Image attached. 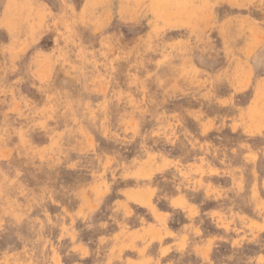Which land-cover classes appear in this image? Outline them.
Instances as JSON below:
<instances>
[{"label": "rangeland", "instance_id": "1", "mask_svg": "<svg viewBox=\"0 0 264 264\" xmlns=\"http://www.w3.org/2000/svg\"><path fill=\"white\" fill-rule=\"evenodd\" d=\"M263 78L264 0H0V264H264Z\"/></svg>", "mask_w": 264, "mask_h": 264}, {"label": "bare ground", "instance_id": "2", "mask_svg": "<svg viewBox=\"0 0 264 264\" xmlns=\"http://www.w3.org/2000/svg\"><path fill=\"white\" fill-rule=\"evenodd\" d=\"M228 50H229V48H228ZM252 64H253V63H252ZM231 67H232V66H231ZM165 68H166V66H165ZM168 69H169V68H168ZM171 70H172V69H171ZM175 70H176V69H175ZM175 70H174V71H175ZM250 70H251V69H250ZM223 71H224V70H223ZM163 72H164V70H163ZM212 72H213V71H212ZM185 73H186V72H185ZM222 73H223V72H222ZM176 74H177V73H176ZM189 74H190V73H189ZM167 75H168V74H167ZM184 75H185V74H184ZM184 75H182V76H184ZM203 75H204V74H203ZM219 75H220V74H219ZM171 76H172V75H171ZM173 76H174V75H173ZM198 76H199V75H198ZM221 76H222V75H221ZM174 77H175V76H174ZM174 77H173V78H174ZM176 77H178V75H176ZM203 77H204V76H203ZM154 78H155V77H154ZM178 78H179V77H178ZM213 78H214V77H213ZM263 79H264V78H263ZM172 80H173V79H172ZM198 80H199V78H198ZM200 80H201V79H200ZM207 80H208V79H207ZM161 81H162V80H161ZM216 81H218V79H217ZM253 81H254V80H253ZM155 82H156V81H155ZM171 82H172V81H171ZM189 82H190V81H189ZM196 82H197V80H196ZM200 82H201V81H200ZM244 82H245V80H244ZM173 83H174V82H173ZM173 83H172V84H173ZM201 83H202V82H201ZM201 83H200V84H201ZM210 83H211V82H210ZM90 84H91V83H90ZM129 84H130V83H129ZM169 84H170V83H169ZM180 84H181V83H180ZM207 84H209V83H207ZM219 84H220V83H219ZM178 85H179V83H178ZM221 85H222V84H221ZM164 86H166V85H164ZM173 86H174V85H173ZM179 86H180V85H179ZM207 86H209V85H207ZM196 87H197V85H196ZM221 87H222V86H221ZM171 88H172V85H171ZM194 88H195V87H194ZM253 88H254V87H253ZM86 89H87V88H86ZM185 89H186V88H185ZM185 89H184V90H185ZM188 89H189V88H188ZM89 90H90V89H89ZM89 90H88V91H89ZM175 90H176V88H175ZM221 90H222V89H221ZM225 90H226V89H225ZM225 90H224V91H225ZM231 90H232V89H231ZM254 90H256V89L254 88ZM207 92H208V91H207ZM247 93H248V92H247ZM161 94H162V93H161ZM161 94H160V96H162ZM247 95H248V94H247ZM251 95H252V94H251ZM165 96H166V95H165ZM165 96H164V97H165ZM208 96H209V95H208ZM142 97H143V96H142ZM164 97H163V98H164ZM261 97H263V96H261ZM143 98H144V97H143ZM187 98H188V97H187ZM246 98H247V97H246ZM133 100H134V99H133ZM162 100H163V99H162ZM168 100H169V99H168ZM193 100H194V99H193ZM173 101H174V100H173ZM188 101H189V100H188ZM227 101H228V100H227ZM253 101H254V100H253ZM263 101H264V100H263ZM263 101H262V102H263ZM159 102H160V101H159ZM180 102H181V101H180ZM132 103H133V102H132ZM181 103H182V102H181ZM193 103H194V102H193ZM253 103H254V102H253ZM74 104H75V103H74ZM82 104H83V103H82ZM244 104H245V103H244ZM88 105H89V104H88ZM184 105H185V104H184ZM187 105H188V104H187ZM261 105H262V103H261ZM70 106H71V105H70ZM80 106L82 107V105H80ZM192 106H193V105H192ZM250 106H253V104L250 105ZM262 106H263V105H262ZM157 107H158V106H157ZM176 107H177V105H176ZM253 107H254V106H253ZM92 108H93V107H92ZM180 108H181V107H180ZM41 109H42V108H41ZM85 109H86V108H85ZM246 109H247V108H246ZM263 109H264V108H263ZM80 110H81V109H80ZM186 110H187V109H186ZM252 110H253V109H252ZM256 110H257V109H256ZM73 111H74V110H73ZM89 111H90V110H89ZM89 111H87L86 113H88ZM91 111H92V110H91ZM154 111H155V110H154ZM167 111H168V110H167ZM167 111H166V112H167ZM182 111H184V110H182ZM189 111H190V110H189ZM246 111H247V110H246ZM257 111H258V110H257ZM75 112H76V111H75ZM230 112H231V111H230ZM252 112H254L253 115L256 114V115L258 116L257 112H255V111H252ZM81 113H82V112H81ZM92 113H93V111H92ZM245 113H246V112H245ZM90 114H91V113H90ZM98 114H99V113H98ZM153 114H154V112H153ZM78 115H80V114H78ZM78 115H77V116H78ZM83 115H84V114H83ZM117 115H118V114H117ZM243 115H244V114H243ZM89 116H90V115H89ZM118 116H119V115H118ZM132 116H133V115H132ZM152 116H153V115H152ZM175 116H176V115H175ZM186 116H187V115H186ZM94 117H95V116H94ZM94 117H93V118H94ZM177 117H178V116H177ZM258 117H259V116H258ZM78 118H79V117H78ZM245 118H246V117H245ZM247 118H248V115H247ZM253 118H254V117H253ZM260 118H262V117H260ZM263 118H264V117H263ZM79 120H80V119H79ZM89 120H90V119H89ZM89 120H88V121H89ZM183 120H184V119H183ZM230 120H231V119H230ZM257 120H258V119H257ZM81 121H82V120H81ZM92 121H93V119H92ZM156 121H157V120H156ZM158 121H159V120H158ZM190 121H191V120H190ZM241 121H242V120H241ZM254 121H255V119H254ZM83 122H84V121H83ZM108 122H109V121H108ZM182 122H183V121H182ZM188 122H189V121H188ZM228 122H229V121H228ZM245 122H246V121L244 120V123H245ZM257 122H258V121H256V123H257ZM263 122H264V121H263ZM254 123H255V122H254ZM87 124H88V123H87ZM89 124H90V123H89ZM187 124H189V123H187ZM235 124L237 125V123H235ZM246 124H247V123H246ZM90 125H91V124H90ZM232 125H233V124H232ZM241 125H242V124H241ZM251 125H252V124H251ZM262 125H263V124H262ZM75 126H76L75 123L72 124V122H71V127H70L69 134H71V132L75 130ZM194 126H195V125H194ZM195 127H196V126H195ZM195 127H194V128H195ZM79 128H80V127H79ZM241 128H242V127H241ZM196 129H197V128H196ZM234 129H235V128H234ZM248 129H249V128H248ZM251 129H252V128H251ZM257 129H259V128H257ZM79 130H80V129H79ZM112 130H113V129H112ZM134 130H135V129H134ZM136 130H137V128H136ZM224 130H225V129H224ZM225 131H226V130H225ZM80 132H81V131H80ZM250 133H251V132H250ZM250 133H249V135H250ZM252 133H253V131H252ZM62 134H63V133H62ZM83 134H84V133H83ZM201 135H202V134H201ZM233 135H234V134H233ZM55 136H57V135H55ZM252 136H253V135H252ZM87 137H88V136H87ZM94 137H95V136H94ZM98 137H99V136H98ZM112 137H113V136H112ZM174 137H175V136H174ZM118 138H119V137H118ZM250 138L252 139V137H250ZM260 138H261V137H260ZM28 139H29V138H28ZM28 139H27V140H28ZM86 139H87V138H86ZM88 139H89V138H88ZM200 139H201V138H200ZM217 139H218V138H217ZM221 139H222V138H221ZM224 139H225V138H224ZM24 140H25V138H24ZM181 140H182V139H181ZM262 140H263V139H262ZM262 140H261V141H262ZM87 141H88V140H87ZM103 141H104V140H103ZM24 142H25V141H24ZM57 142H58V141H57ZM258 142H259V141H258ZM93 143H94V142H93ZM18 144H20V143H18ZM21 145H22V144H21ZM167 145H168V144H167ZM42 147H44V146H41V149H42ZM48 147H50V146H48ZM48 147H45V148H48ZM62 147H63V146H62ZM142 147H143V146H142ZM145 147H146V146H145ZM257 147H258V146H257ZM26 148H27V147H26ZM143 148H144V147H143ZM177 148H178V147H177ZM185 148H186V147H185ZM20 149H21V148H20ZM53 149H54V148H53ZM175 150H176V149H175ZM35 151H37V150L35 149ZM168 151H169V150H168ZM178 151H179V150H178ZM237 151H238V150H237ZM245 151H246V149H245ZM7 153H8V151H7ZM16 153H30V152H29V151H25V152H24V151H16ZM33 153H34V152H33ZM118 153H119V152H118ZM155 153H156V152H155ZM168 153H169V152H168ZM172 153H173V152H172ZM239 153H240V152H239ZM156 154H157V153H156ZM170 154H171V153H170ZM63 155H64V154H63ZM108 155H109V154H108ZM146 155H147V154H146ZM247 155H248V154H247ZM156 156H157V155H156ZM248 156H249V155H248ZM252 156H253V155H252ZM254 156H255V155H254ZM142 157H143V156H142ZM230 157H231V156H230ZM71 158H72V157H71ZM157 158H158V156H157ZM110 160H111V159H110ZM110 160H109V161H110ZM252 160H253V159H252ZM137 162H138V161H137ZM156 162H157V161H156ZM109 163H110V162H109ZM165 163H166V162H165ZM207 164H208V163H207ZM154 166H156V165H154ZM131 167H132V166H131ZM138 167H139V166H138ZM151 167H152V166H151ZM199 167H200V166H199ZM129 168H130V167H128V169H129ZM139 168H140V167H139ZM208 168H209V167H208ZM212 168H213V167H212ZM262 168H263V166H262ZM52 169H53V168H52ZM199 169H200V168H199ZM204 169H205V168H204ZM209 169H210V168H209ZM209 169H208V170H209ZM129 170H131V169H129ZM140 170H141V169H140ZM178 170H179V169H178ZM195 170H196V168H195ZM200 170H202V169H200ZM53 171H54V170H53ZM57 171H58V170H57ZM138 171H139V170H138ZM138 171H137V172H138ZM202 171H203V170H202ZM137 172H136V173H137ZM139 172H140V171H139ZM215 172H216V171H215ZM260 172H261V171H260ZM53 173H54V172H53ZM124 174L127 176L126 173H124ZM134 174H135V171H134ZM150 174H151V173H150ZM184 174H185V173H184ZM52 175H53V174H52ZM135 175H136V174H135ZM148 175H149V174H148ZM148 175H147V176H148ZM6 176H7V175H6ZM97 176H98V175H97ZM63 177H64V176H63ZM68 177H69V176H68ZM212 177H214V176H212ZM6 178H7V177H6ZM142 178H143V177H142ZM149 178H150V176H149ZM153 178H154V177H153ZM218 179H219V178H218ZM262 179H263V178H262ZM198 181H199V180H198ZM216 181H217V180H216ZM21 182H22V181H21ZM199 182H200V181H199ZM221 182H222V181H221ZM17 183H19V182H17ZM22 183H23V182H22ZM259 183H260V182H259ZM261 183L263 184V182H261ZM104 184H105V183H104ZM87 185H88V184H87ZM106 185H107V184H106ZM209 185H210V183H209ZM104 186H105V185H104ZM146 186H147V185H146ZM245 186H246V185H245ZM3 187H4V186H3ZM211 187H212V185H211ZM211 187H210V188H211ZM261 187H262V186H261ZM37 188H38V187H37ZM93 188H94V187H93ZM144 188H146V187H144ZM147 188H149V187H147ZM35 189H36V188H35ZM60 189H62V188H60ZM105 189H107V188H105ZM129 189H130V188H129ZM129 189H128V190H129ZM159 189H160V188H159ZM136 190H137V189H136ZM211 190H212V189H211ZM35 191H36V190H35ZM105 191H106V190H105ZM252 191H253V190H252ZM96 192H97V191H96ZM101 192H102V195H103V191H102V190H101ZM205 192H206V188H205ZM253 192H254V191H253ZM218 193H219V192H218ZM222 193H223V192H222ZM100 195H101V194H100ZM102 195H101V196H102ZM218 195H219V194H218ZM117 196H118V195H117ZM152 196H153V195H152ZM99 197H100V196H99ZM121 197H122V196H121ZM149 198H150V197H149ZM154 198H155V197H154ZM156 198H157V197H156ZM156 198H155V199H156ZM160 198H162V197H160ZM175 198H176V197H175ZM86 199H87V198H86ZM183 199H184V198H183ZM183 199H182V200H183ZM150 200H151V199H150ZM193 200H194V199H193ZM193 200H192V201H193ZM196 200H197V199H196ZM1 201H2V200H1ZM174 201H175V200H174ZM5 202H6V201H5ZM86 202H87V201H86ZM90 202H91V201H90ZM122 202H123V201H122ZM154 202H155V201H154ZM135 203H136V202H135ZM146 203H147V202H146ZM146 203H145V204H146ZM28 204H29V203H28ZM31 204H32V203H31ZM88 204H89V203H88ZM149 204H150V203H149ZM152 204H153V203H152ZM24 205H25V204H24ZM178 205H179V204H178ZM180 205H182V202H181ZM33 206H34V205H33ZM89 206L92 207L93 205H92V206L89 205ZM149 206H150V205H149ZM24 207H25V206H24ZM28 207H29V206H28ZM86 207H87V206H86ZM93 207H94V206H93ZM151 207H152V205H151ZM26 209H27V208H26ZM28 209H29V208H28ZM88 209H89V208H88ZM138 209H139V208H138ZM153 209H154V208H153ZM85 210H86V209H85ZM29 211H30V210H29ZM85 212H86V211H85ZM24 213H26V212H24ZM129 213H130V212H129ZM79 214H80V213H79ZM79 214H78V215H79ZM2 215H3V214H2ZM157 215H158V214H157ZM160 215H161V213L159 214V216H160ZM165 215L167 216V214H165ZM83 216H84V215H83ZM85 216H86V215H85ZM161 216H162V215H161ZM16 217H17V216H16ZM162 219H163V218H162ZM164 219H165V218H164ZM250 222H252V221H250ZM254 222H256V221H254ZM11 223H12V222H11ZM124 223H125V222H124ZM256 223H257V222H256ZM231 224H232V223H231ZM250 224H251V223H250ZM263 224H264V222H263ZM263 224H261V225H263ZM62 225H63V224H62ZM149 225H150V224H149ZM162 226H163V225H162ZM164 226H165V225H164ZM254 226H255V225H254ZM24 227H25V226H24ZM151 227H152V226H151ZM20 228H21V226H20ZM22 228H23V227H22ZM22 228H21V229H22ZM140 228H141V226H140ZM207 228H208V227H207ZM64 229H65V227H64ZM143 229L145 230V228H143ZM14 230H15V229H14ZM122 230H123V229H122ZM131 231H132V230H131ZM141 231H142V230H141ZM22 232H23V231H22ZM28 232H29V231H28ZM54 232H55V231H54ZM112 232H113V231H112ZM199 232H200V231H199ZM17 233H18V232H17ZM25 233H26V231H25ZM157 234H158V233H157ZM22 235H24V234H22ZM31 235H32V234H31ZM155 235H156V233H155ZM160 235H162V233H161ZM166 235H167V233H166ZM168 235H169V234H168ZM14 236H15V235H14ZM149 236H150V235H149ZM163 236L165 237V235H163ZM184 236H185V235H184ZM12 237H13V236H12ZM30 237H31V236H30ZM100 237H101V236H100ZM100 237H99V238H100ZM104 237H105V236H104ZM157 237H158V236H157ZM14 238H15V237H14ZM26 238L28 239V237H26ZM126 238H127V237H126ZM129 238H131V237H129ZM129 238H128V239H129ZM162 238H163V237H162ZM184 238H186V237H184ZM246 238H247V237H246ZM135 239H136V237H135ZM138 239H139V238H138ZM138 239H137V240H138ZM149 239H150V238H149ZM154 239H155V238H154ZM139 240H140V239H139ZM157 240H158V239H157ZM180 240H182L181 237H180ZM241 240H242V239H241ZM17 241H18V240H17ZM87 241H88V240H87ZM104 241H105V240H104ZM154 241H155V240H154ZM167 241H168V240H167ZM125 242H126V239H125ZM125 242H124V244H125ZM128 242H129V241H128ZM138 242H139V241H138ZM240 242H241V241H240ZM119 243H120V242H119ZM121 243H122V242H121ZM139 243H140V242H139ZM179 243H180V242H179ZM131 244H132V243H131ZM160 244H161V243H160ZM162 244H163V243H162ZM172 244H173V242H172ZM221 244H222V243H221ZM97 246H98V244H97ZM121 246H122V245H121ZM126 246H127V244H126ZM128 246H129V245H128ZM166 246H167V245H166ZM168 246H170V245L168 244ZM168 246H167V247H168ZM183 246H185V243H184ZM250 246H251V245H250ZM257 246H258V245H257ZM35 247H36V246H35ZM81 247H82V246H81ZM140 247H141V246H140ZM163 247H164V246H163ZM167 247H166V248H167ZM253 247H254V246H253ZM122 248H123V247H122ZM132 248H133V247H132ZM136 248H137V247H136ZM218 248H219V247H218ZM218 248H216V249H218ZM86 249H87V247H86ZM112 249H114V248H112ZM160 249H161V248H160ZM219 249H220V248H219ZM34 250H35V249H34ZM81 250H84V248L81 249ZM143 250H144V249H143ZM155 250H156V249H155ZM155 250H154V251H155ZM19 251H20V250H19ZM19 251H18V252H19ZM144 251H145V250H144ZM80 252H81V251H80ZM83 252H84V251H83ZM111 252H112V251H111ZM152 252H153V251H152ZM131 253H132V252H131ZM245 253H246V252H245ZM153 254H154V253H153ZM224 254H225V253H224ZM112 255H113V254H112ZM241 255H242V254H241ZM54 256H55V255H54ZM4 257H6V256H4ZM9 257H10V256H9ZM9 257H8V258H9ZM41 257H42V256H41ZM55 257H56V256H55ZM57 257H58V256H57ZM125 257H126V256H125ZM144 258H145V257H144ZM144 258H142V259H144ZM262 258H264V257H262ZM120 259H121V258H120ZM129 259H131V258H129ZM134 259H135V258H134ZM139 259H140V258H138L137 260L139 261ZM147 259H149V258H147ZM147 259H146V260H147ZM257 259H258V258H257ZM259 259H260V257H259ZM259 259H258V260H259ZM53 260H56V259H53ZM57 260H58V259H57ZM57 260H56V261H57ZM59 260H60V259H59ZM59 260H58V261H59ZM176 260H177V259H176ZM238 260H239V259H238ZM34 261H36V259H35ZM38 261H39V260H38ZM142 261H143V260H142ZM53 262H54V261H53ZM58 263H59V262H58ZM109 263H110V262H109ZM40 264H41V261H40Z\"/></svg>", "mask_w": 264, "mask_h": 264}]
</instances>
